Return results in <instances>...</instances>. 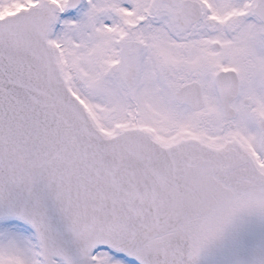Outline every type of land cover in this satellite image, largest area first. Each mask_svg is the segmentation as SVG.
<instances>
[{
  "label": "snow or ice",
  "instance_id": "6c2138e0",
  "mask_svg": "<svg viewBox=\"0 0 264 264\" xmlns=\"http://www.w3.org/2000/svg\"><path fill=\"white\" fill-rule=\"evenodd\" d=\"M0 264H264V0H0Z\"/></svg>",
  "mask_w": 264,
  "mask_h": 264
}]
</instances>
